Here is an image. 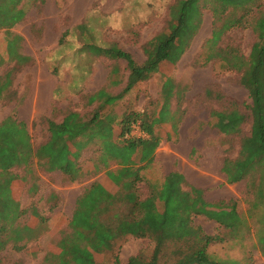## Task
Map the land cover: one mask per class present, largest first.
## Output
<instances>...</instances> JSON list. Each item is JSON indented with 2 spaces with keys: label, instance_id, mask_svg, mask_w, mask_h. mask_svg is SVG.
<instances>
[{
  "label": "trees",
  "instance_id": "trees-1",
  "mask_svg": "<svg viewBox=\"0 0 264 264\" xmlns=\"http://www.w3.org/2000/svg\"><path fill=\"white\" fill-rule=\"evenodd\" d=\"M46 0H0V29H5L7 61L25 63L29 58L19 53L21 36L12 28L25 16L23 2ZM225 10L228 6L243 5L252 0H217ZM244 12L221 18L215 17L209 37L204 43L202 63L217 61L223 70L240 75L239 82L247 90L250 103L247 110L230 101L235 111L225 113L223 108L210 112L213 125L227 137H239V157L228 156L230 149L223 148L221 172L227 183L254 177L256 193L264 196V34L260 42L243 55L235 45H223L226 33L241 27ZM202 23L198 0H175L168 7L167 19L142 47L145 59L137 62L116 43L99 45L85 23L76 25L82 42L81 51L96 58L123 60L128 70L123 88L116 94L105 89L87 95L88 104L97 102L89 116L68 111L60 122L47 120L48 139L33 147L25 123L9 115L0 122V251L10 246L22 251L27 242L35 239L46 218L36 208L31 210L37 221L33 226L21 221L26 213L15 196L18 176L16 167H30L36 159L46 171L61 172L68 181L91 178L101 171L105 180L115 186L109 189L101 181L91 182L76 198L66 228L53 248L45 255L47 264H98L97 256L113 251L117 243L131 235L151 242L149 251H139L125 264H242L230 258H216L209 247L223 239L219 233H208L194 218L202 216L227 230L230 237H238L247 227L237 211L236 199L208 201L204 191L186 180L180 171L157 176L150 173L154 154L162 139H173L178 132L175 110H170L174 95L178 97L171 70L191 44ZM264 27V16L257 22ZM112 73H117L114 66ZM154 74L162 75L161 102L151 112L131 110L119 117L106 107L115 104L131 90L138 89ZM9 72L0 85V94L10 82ZM207 94L224 101L220 93ZM223 106V105H222ZM250 123V132L244 126ZM137 125L147 137H128ZM94 147L89 165H83L82 153ZM82 158V159H81ZM114 167H111V165ZM30 169V168H29ZM147 188L143 191L140 184ZM252 183V181H251ZM252 202L249 214L256 208ZM262 221V220H261ZM264 224V223H263ZM257 242L264 255V229L257 230ZM115 260L118 258L115 256Z\"/></svg>",
  "mask_w": 264,
  "mask_h": 264
},
{
  "label": "rangeland",
  "instance_id": "rangeland-1",
  "mask_svg": "<svg viewBox=\"0 0 264 264\" xmlns=\"http://www.w3.org/2000/svg\"><path fill=\"white\" fill-rule=\"evenodd\" d=\"M175 0H46L23 2L24 18L10 30L21 36L19 53L29 59L25 63L7 61L5 29H0V85L9 72L10 82L0 94V122L9 115L25 123L33 147L44 143L49 132L47 120L60 122L68 111H77L89 116L97 102L88 104L87 95L99 89L111 94L118 93L126 82L128 70L123 60L113 61L96 58L81 51L82 42L76 25L85 23L99 45L116 43L128 51L135 61L145 59L143 45L166 22L168 7ZM202 12L201 26L180 60L169 73L178 97L173 96L170 110L180 108L176 114L178 132L172 140L162 139L154 154L150 173L157 176L170 171H182L188 183L203 189L208 201L236 199L237 211L245 219L243 232L230 237L227 230L218 228L215 221L198 216L194 222L208 233H219L223 239L210 245L209 253L216 258H230L242 264H264V255L257 242V230L264 229V196L256 193L254 177H247L235 183H227L221 172L223 148L230 149L228 156H240L239 137H227L211 121L210 112L223 108L229 114L235 107L230 101L247 110L250 103L247 90L239 82L240 75L223 70L217 61L202 63L205 40L209 37L215 17L216 24L225 22L222 18L244 12L241 27H235L223 37V45H235L246 57L260 42L264 27L257 24L264 16V0H252L223 10L217 0H198ZM118 68L112 73V68ZM162 75L154 74L138 89L131 90L115 104L106 107L118 117L136 110L151 112L161 102ZM222 94L224 101L217 102L207 94ZM223 105V106H222ZM250 132V123L244 126V133ZM128 137H147L137 125ZM94 147L82 153L83 165H89ZM111 167H114L112 164ZM30 168V169H29ZM215 171L217 178L207 174ZM12 172L18 176L15 196L19 198L26 213L21 221L35 226L37 221L31 210L46 218L37 237L26 243L22 251L10 246L0 251V264H47L45 255L53 250L71 218L76 198L93 181L109 184L103 171L81 181H68L59 171L49 172L41 168L36 159L30 167H16ZM252 181V183H251ZM252 184V185H251ZM141 188L146 191L147 188ZM252 202L256 208L249 210ZM262 220V221H261ZM151 242L128 235L121 239L113 251L97 256L98 264H125L127 259L139 251H149ZM115 256L118 260H115Z\"/></svg>",
  "mask_w": 264,
  "mask_h": 264
},
{
  "label": "crops",
  "instance_id": "crops-1",
  "mask_svg": "<svg viewBox=\"0 0 264 264\" xmlns=\"http://www.w3.org/2000/svg\"><path fill=\"white\" fill-rule=\"evenodd\" d=\"M220 170H221V167H220ZM181 173H183L182 171H181ZM184 174V173H183ZM207 174L208 175H211V176H213L214 178H210V179H213L212 181H211V184L212 183H215V181H216V178H217V173L215 172V171H209V170H207ZM186 175V177L189 179V180H193L192 179V177L189 175V174H185ZM194 181V180H193ZM195 182V181H194ZM195 185H196V182H195Z\"/></svg>",
  "mask_w": 264,
  "mask_h": 264
}]
</instances>
